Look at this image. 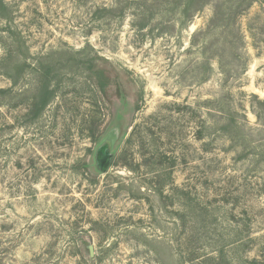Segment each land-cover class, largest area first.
I'll return each mask as SVG.
<instances>
[{
    "label": "rangeland",
    "instance_id": "rangeland-1",
    "mask_svg": "<svg viewBox=\"0 0 264 264\" xmlns=\"http://www.w3.org/2000/svg\"><path fill=\"white\" fill-rule=\"evenodd\" d=\"M0 264H264V0H0Z\"/></svg>",
    "mask_w": 264,
    "mask_h": 264
},
{
    "label": "water",
    "instance_id": "water-1",
    "mask_svg": "<svg viewBox=\"0 0 264 264\" xmlns=\"http://www.w3.org/2000/svg\"><path fill=\"white\" fill-rule=\"evenodd\" d=\"M111 162V157H107L106 158V163H105V166H108V164Z\"/></svg>",
    "mask_w": 264,
    "mask_h": 264
}]
</instances>
